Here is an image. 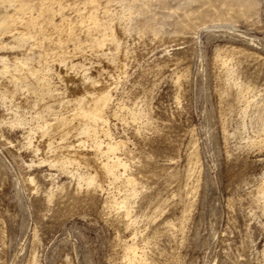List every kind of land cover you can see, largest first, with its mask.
Masks as SVG:
<instances>
[{
	"label": "rangeland",
	"instance_id": "obj_1",
	"mask_svg": "<svg viewBox=\"0 0 264 264\" xmlns=\"http://www.w3.org/2000/svg\"><path fill=\"white\" fill-rule=\"evenodd\" d=\"M91 2L0 27V264H264V0Z\"/></svg>",
	"mask_w": 264,
	"mask_h": 264
},
{
	"label": "bare ground",
	"instance_id": "obj_2",
	"mask_svg": "<svg viewBox=\"0 0 264 264\" xmlns=\"http://www.w3.org/2000/svg\"><path fill=\"white\" fill-rule=\"evenodd\" d=\"M92 1L91 3H96L95 0H90ZM97 1V0H96ZM64 0H0V8H2L3 11H5V14L3 15V17L0 19V27L2 29V27H5L7 30L6 32L9 30V28L13 25V24H16V22L18 20H16V16L15 17V14H12L10 12V9H14L15 12H22L23 14L25 15H28L30 14V16L28 17V21H27V24L28 25H34V26H37V25H43L44 22L46 20H44L42 22V19H41V23L39 22V20H37V18H40L39 16H42V18L44 17V13H46L48 10H49V6L51 7V5H53L54 3H58L62 8H63V5H64ZM94 6H97L96 4H94ZM53 7V6H52ZM51 7V8H52ZM59 6L57 5L56 8H58ZM60 8V7H59ZM96 9V7L94 8V10ZM57 9H55V12H56ZM33 11H37L38 15L37 17H35L33 15ZM59 11L61 12V10L59 9ZM63 11V10H62ZM49 12V11H48ZM11 13V14H10ZM50 13V12H49ZM1 14V13H0ZM59 14V13H58ZM48 15V14H46ZM52 15V14H51ZM92 15V14H91ZM50 16V15H49ZM20 17V16H19ZM51 17V16H50ZM94 17V16H93ZM18 18V17H17ZM23 18V17H22ZM66 18V17H65ZM21 19V18H20ZM19 19V20H20ZM46 19V18H45ZM49 19V17H48ZM47 19V20H48ZM64 19V18H63ZM94 20L92 18L89 17V20ZM99 19V18H98ZM26 20H27V17H26ZM51 20V19H50ZM50 20H49V23H50ZM53 20V19H52ZM69 20V19H68ZM90 20V21H91ZM23 19L21 20V23L23 24ZM83 21V20H82ZM20 22V21H18ZM48 22V21H47ZM64 21H62L63 23ZM24 23L25 22V19H24ZM89 22L85 23V24H88ZM70 24V23H69ZM95 24V22L93 23ZM100 24V23H99ZM99 24H96V25H99ZM26 25V24H25ZM46 25V24H45ZM43 25V26H45ZM56 25V24H55ZM102 25V24H101ZM47 26V25H46ZM63 26V25H62ZM92 26V25H91ZM32 27V26H31ZM48 27V26H47ZM50 27V25H49ZM68 28L67 30V33L70 37H73L75 35V30L72 28L71 24L69 26H66ZM89 27V26H88ZM87 27V28H88ZM29 28V27H28ZM39 28V27H38ZM41 28V27H40ZM45 28V27H44ZM42 29V28H41ZM54 29V28H53ZM94 29V28H93ZM92 29V30H93ZM12 30V29H11ZM14 30V29H13ZM16 30V29H15ZM99 30V29H98ZM37 31V30H36ZM90 31V30H89ZM1 33V31H0ZM14 33V32H13ZM65 33V32H64ZM91 33V32H90ZM11 34V33H10ZM9 34V35H10ZM21 34V33H20ZM17 35V34H16ZM29 35V34H28ZM79 35V34H78ZM93 36V35H91ZM24 37V36H22ZM33 37V36H32ZM47 37V36H46ZM15 38V37H14ZM18 38V37H17ZM16 38V39H17ZM26 39V38H25ZM29 39V38H28ZM69 39V38H68ZM79 40V38H77ZM19 40V39H17ZM59 40V39H58ZM71 40V39H70ZM81 40V39H80ZM96 40V39H95ZM22 41H23V38H22ZM27 41V40H26ZM61 41V40H59ZM20 42H21V39H20ZM95 42V41H94ZM99 42V41H97ZM42 45V44H41ZM45 45V44H44ZM3 47V46H2ZM41 50V49H40ZM33 53V52H32ZM31 58V57H30ZM4 60V59H3ZM27 60V59H26ZM7 62V61H6ZM21 62V61H20ZM7 65V64H6ZM8 66V65H7ZM20 66V64H19ZM7 69V68H6ZM26 70V69H25ZM42 70V69H41ZM40 70V71H41ZM18 71V70H17ZM32 70H30L29 72H31ZM27 72V71H26ZM33 72V71H32ZM31 72V73H32ZM37 72L36 70L33 72V75L34 73ZM40 73V72H39ZM21 75V74H20ZM30 75V74H29ZM41 79V78H40ZM45 79V78H43ZM44 81V80H43ZM45 83V82H44ZM38 85V84H37ZM49 89V88H48ZM106 92H104L105 94ZM108 93L105 94V96L101 95V97H97V98H94L93 100V103H92V106H89L88 108L87 107H84L82 105H79L81 106L80 108V111L76 114L78 115L82 120L85 121V125L84 127L81 126L82 128V133L84 134H87V136L89 135H92V134H95L96 133V124L98 122H101L103 121L104 122V116H103V107H104V103L106 101V95ZM109 99V97H108ZM83 102V100H82ZM90 105V104H89ZM78 108V107H77ZM78 111V110H77ZM75 114V113H74ZM75 115V116H76ZM63 118V117H62ZM74 119V118H73ZM59 121V124H67L68 123V120L67 118H63L61 120H58ZM80 121V120H79ZM83 121V122H84ZM82 124V123H81ZM80 124V125H81ZM83 125V124H82ZM99 126V125H98ZM97 136V135H96ZM108 148V147H107ZM110 150H114V148H111ZM109 151V150H108ZM112 152V151H110ZM120 165V163H119ZM118 162H114L113 163H107L105 165V168H106V171L109 172V173H112L114 174L116 172V169L118 166ZM119 168V167H118ZM116 174V173H115ZM129 180V179H128ZM130 183V182H129ZM131 252V251H129ZM133 254V253H132ZM136 257V256H135ZM133 261V259H132ZM138 261H141V260H138ZM137 261V262H138ZM142 262V261H141ZM139 264V263H138Z\"/></svg>",
	"mask_w": 264,
	"mask_h": 264
}]
</instances>
